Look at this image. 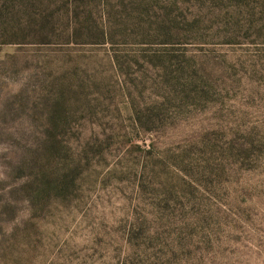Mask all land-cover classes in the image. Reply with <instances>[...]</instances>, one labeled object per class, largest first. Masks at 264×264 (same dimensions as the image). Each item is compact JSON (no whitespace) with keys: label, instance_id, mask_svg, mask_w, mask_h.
I'll list each match as a JSON object with an SVG mask.
<instances>
[{"label":"rangeland","instance_id":"rangeland-1","mask_svg":"<svg viewBox=\"0 0 264 264\" xmlns=\"http://www.w3.org/2000/svg\"><path fill=\"white\" fill-rule=\"evenodd\" d=\"M0 264H264V0H0Z\"/></svg>","mask_w":264,"mask_h":264}]
</instances>
